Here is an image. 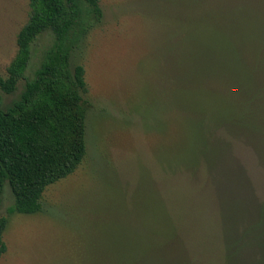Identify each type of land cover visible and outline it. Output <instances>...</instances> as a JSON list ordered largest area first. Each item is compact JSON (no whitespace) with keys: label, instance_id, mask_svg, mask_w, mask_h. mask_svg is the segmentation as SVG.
I'll return each instance as SVG.
<instances>
[{"label":"rangeland","instance_id":"1","mask_svg":"<svg viewBox=\"0 0 264 264\" xmlns=\"http://www.w3.org/2000/svg\"><path fill=\"white\" fill-rule=\"evenodd\" d=\"M226 1L100 0L102 18L87 19L79 0L81 16L62 50L69 51L71 74L77 66L86 71L87 154L73 174L47 187L36 214L13 212L15 197L5 185L7 252L0 264H264L255 240L240 239L264 217L263 140L237 122L213 126L205 137L208 158L194 164L198 138L190 118L198 115L177 118L173 105L184 89L206 113L221 111L237 85L229 82L235 69H255L264 79V48H255L264 42V0L250 1L261 27L233 37L237 68L220 48L213 57L194 47L205 42L211 13ZM32 10L30 0H0V77L9 75ZM188 13L203 28L186 29ZM56 41L48 29L31 43L3 109L36 79ZM176 63L195 88L177 85Z\"/></svg>","mask_w":264,"mask_h":264},{"label":"trees","instance_id":"2","mask_svg":"<svg viewBox=\"0 0 264 264\" xmlns=\"http://www.w3.org/2000/svg\"><path fill=\"white\" fill-rule=\"evenodd\" d=\"M30 1L32 16L28 26L20 33L19 54L8 70V77H0V206L4 187L8 184L15 197L13 212L24 215L38 213L47 187L73 174L85 159L87 103L84 95L89 91L85 68L77 66L71 74L68 70L69 51L67 49L64 53L62 50V44L81 16V3L79 0ZM84 1L88 6L87 19L102 18L100 0ZM250 1L227 0L215 7L218 9L213 10L210 23L204 28L209 31L205 42H195L194 47L213 57L217 48H220L226 63L237 68L238 46L233 45V37L237 34L241 37L250 36L261 27L258 16L254 14L257 12L256 7H250ZM187 17L188 22L183 25L186 29L195 31L199 27L203 28V24L196 22L195 16L188 13ZM82 19L86 22V18L82 16ZM48 29L56 35L55 50L42 64L36 79L25 86L20 99L3 109V94L10 95L17 90L21 74L30 61L31 43ZM259 42L255 45L258 53L264 48V42ZM177 66L176 63L172 67L171 75L177 85L184 81L191 90L195 88V79L189 80L191 76L182 69L178 70ZM235 71L229 82L235 81L237 85L231 84V99L227 96L222 98L227 105L221 111L206 113L199 101L189 97L190 90L186 92L180 86V92L177 90L174 93L173 105L177 118L198 115L190 118L192 131L198 138L190 160L194 164L199 157L208 158L209 152L204 151L209 150L205 137L213 126L234 125L237 122L238 127L252 131L264 142V79H259V73L254 75L255 69L240 71V75L238 70ZM7 225L8 220L0 215V258L7 252L4 242ZM246 232L250 233L240 239L255 240L264 256V217ZM172 233L170 231L161 240V245L168 242V235ZM238 254L234 253L229 258Z\"/></svg>","mask_w":264,"mask_h":264}]
</instances>
